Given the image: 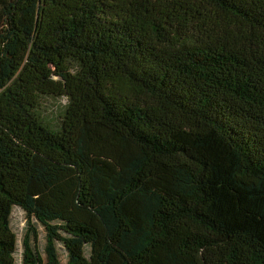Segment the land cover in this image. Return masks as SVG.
Returning a JSON list of instances; mask_svg holds the SVG:
<instances>
[{"label": "trees", "instance_id": "16d2710c", "mask_svg": "<svg viewBox=\"0 0 264 264\" xmlns=\"http://www.w3.org/2000/svg\"><path fill=\"white\" fill-rule=\"evenodd\" d=\"M62 261L264 264V0H0V264Z\"/></svg>", "mask_w": 264, "mask_h": 264}, {"label": "rangeland", "instance_id": "374dc122", "mask_svg": "<svg viewBox=\"0 0 264 264\" xmlns=\"http://www.w3.org/2000/svg\"><path fill=\"white\" fill-rule=\"evenodd\" d=\"M66 102L67 100L65 97H44L40 107V112L43 116V119L53 126L59 125L61 114ZM13 215V228L18 233V237L21 238L22 228L25 223L24 214L19 210H15ZM18 252H20V247Z\"/></svg>", "mask_w": 264, "mask_h": 264}, {"label": "crops", "instance_id": "0c3cea01", "mask_svg": "<svg viewBox=\"0 0 264 264\" xmlns=\"http://www.w3.org/2000/svg\"><path fill=\"white\" fill-rule=\"evenodd\" d=\"M62 264H65V262H62Z\"/></svg>", "mask_w": 264, "mask_h": 264}]
</instances>
